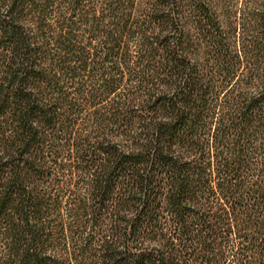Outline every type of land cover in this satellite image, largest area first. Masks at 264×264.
Returning a JSON list of instances; mask_svg holds the SVG:
<instances>
[{"label": "trees", "instance_id": "obj_1", "mask_svg": "<svg viewBox=\"0 0 264 264\" xmlns=\"http://www.w3.org/2000/svg\"><path fill=\"white\" fill-rule=\"evenodd\" d=\"M0 264H264V0H0Z\"/></svg>", "mask_w": 264, "mask_h": 264}]
</instances>
